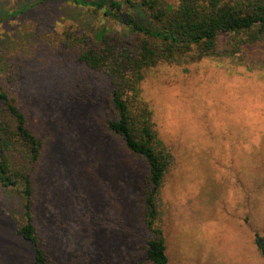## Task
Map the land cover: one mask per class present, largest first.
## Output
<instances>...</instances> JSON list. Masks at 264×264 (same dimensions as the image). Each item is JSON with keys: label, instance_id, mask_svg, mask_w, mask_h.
Segmentation results:
<instances>
[{"label": "rangeland", "instance_id": "374dc122", "mask_svg": "<svg viewBox=\"0 0 264 264\" xmlns=\"http://www.w3.org/2000/svg\"><path fill=\"white\" fill-rule=\"evenodd\" d=\"M122 1L107 5L122 3L127 25L148 24ZM70 23L130 34L102 11L0 0V83L16 72L11 90L44 143L33 224L56 264H151L139 213L145 163L103 123L105 79L58 52L56 33ZM140 94L174 158L159 195L167 264H264L255 244L264 236V69L230 58L160 65ZM22 190L0 183V264H35V247L17 234L26 223Z\"/></svg>", "mask_w": 264, "mask_h": 264}, {"label": "trees", "instance_id": "16d2710c", "mask_svg": "<svg viewBox=\"0 0 264 264\" xmlns=\"http://www.w3.org/2000/svg\"><path fill=\"white\" fill-rule=\"evenodd\" d=\"M45 0H40L43 2ZM102 11L128 27L91 32L67 24L56 33V48L102 79L109 88L103 123L121 139L124 149L146 166L139 213L148 233L143 254L151 264H167L159 195L172 170L173 155L159 140L153 111L140 94L141 86L160 65L184 66L206 59L230 58L247 70L264 69V0H124L138 9L127 25L120 18L122 3L107 0H46ZM24 9L22 12H25ZM16 14V13H15ZM144 18V19H145ZM16 72L0 83V183L4 189L22 184L26 223L17 230L36 250L35 264H56L44 252L31 214L32 178L44 152L40 136L30 130L25 113L11 90ZM255 244L264 258V236Z\"/></svg>", "mask_w": 264, "mask_h": 264}]
</instances>
